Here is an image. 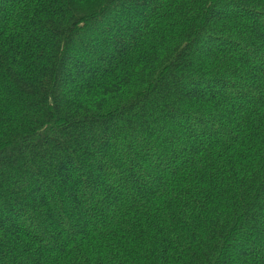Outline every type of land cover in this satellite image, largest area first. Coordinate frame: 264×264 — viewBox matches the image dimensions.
Here are the masks:
<instances>
[{"label": "trees", "instance_id": "obj_1", "mask_svg": "<svg viewBox=\"0 0 264 264\" xmlns=\"http://www.w3.org/2000/svg\"><path fill=\"white\" fill-rule=\"evenodd\" d=\"M0 264H264V0H0Z\"/></svg>", "mask_w": 264, "mask_h": 264}]
</instances>
